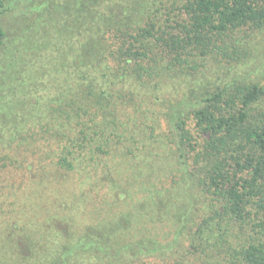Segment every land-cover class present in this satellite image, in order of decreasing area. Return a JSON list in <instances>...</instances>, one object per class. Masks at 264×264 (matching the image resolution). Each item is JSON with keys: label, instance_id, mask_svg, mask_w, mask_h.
<instances>
[{"label": "trees", "instance_id": "16d2710c", "mask_svg": "<svg viewBox=\"0 0 264 264\" xmlns=\"http://www.w3.org/2000/svg\"><path fill=\"white\" fill-rule=\"evenodd\" d=\"M127 6L90 36L0 24V264H152L177 242L173 264H264V0Z\"/></svg>", "mask_w": 264, "mask_h": 264}, {"label": "rangeland", "instance_id": "374dc122", "mask_svg": "<svg viewBox=\"0 0 264 264\" xmlns=\"http://www.w3.org/2000/svg\"><path fill=\"white\" fill-rule=\"evenodd\" d=\"M129 3L130 0H18L6 5L0 16V24L6 37H80L103 34V31L119 26ZM260 42L261 56L255 73L262 77L264 83V34ZM166 230L168 227H164ZM177 243L174 249L165 251V254L150 257L156 258L152 264H173L178 256H184L187 247ZM169 247L167 245V249ZM179 249L181 251L178 255ZM187 258L195 260L193 255Z\"/></svg>", "mask_w": 264, "mask_h": 264}]
</instances>
